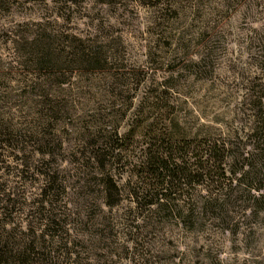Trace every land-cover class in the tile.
<instances>
[{"label":"rangeland","instance_id":"374dc122","mask_svg":"<svg viewBox=\"0 0 264 264\" xmlns=\"http://www.w3.org/2000/svg\"><path fill=\"white\" fill-rule=\"evenodd\" d=\"M39 36L97 47L101 61L47 77L26 55ZM261 95L264 0H0V226L22 237L47 224L54 264H264V213L242 199L199 213L202 187L189 185L154 217L129 195L153 131L244 146ZM114 132L129 137L104 158L120 192L108 206L93 150Z\"/></svg>","mask_w":264,"mask_h":264},{"label":"trees","instance_id":"16d2710c","mask_svg":"<svg viewBox=\"0 0 264 264\" xmlns=\"http://www.w3.org/2000/svg\"><path fill=\"white\" fill-rule=\"evenodd\" d=\"M59 41L49 36H39L27 42L26 55L35 64L38 73L50 77L64 70L71 72L78 64L81 67H93L101 61L97 47L90 48L74 41L61 47ZM47 106V112H50L47 117L51 118V113L56 115L57 106L51 101ZM258 106L264 107V95L259 97ZM152 134L151 140L143 148L137 163L138 169L134 170L135 189L129 192L130 200L137 210L154 217L164 212L173 213L177 209L175 201L182 195L184 187L199 185L203 193L191 195L199 199V213L204 210L218 217L221 212H226L228 201L231 198L237 200V197L242 199L250 216L259 218L264 213V115L257 116L248 135L251 141L244 146L209 132L199 137L196 134L183 136L175 130L163 132L158 129ZM128 137V134L119 137L114 132L103 137V141L97 139L94 144L93 155L103 168L101 180L107 192L105 197L109 200L106 201L108 206L116 204L118 199L115 197L120 192L112 177L104 171V158H112L120 154L122 149H127L121 142ZM46 146L39 147L37 152L42 156L51 154L44 148ZM112 195L115 200H110ZM180 210V214L177 210V217L182 216L183 221L193 227L196 223L191 215L193 209L184 204ZM41 226L42 229L23 233L22 237L0 226V264H54L48 250L50 243L46 241L47 224L42 223ZM56 234L52 233L51 238L55 239Z\"/></svg>","mask_w":264,"mask_h":264}]
</instances>
